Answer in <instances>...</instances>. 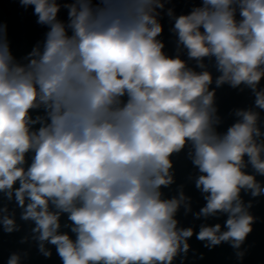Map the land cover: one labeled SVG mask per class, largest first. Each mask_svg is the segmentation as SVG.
I'll return each mask as SVG.
<instances>
[{"label": "clouds", "instance_id": "1", "mask_svg": "<svg viewBox=\"0 0 264 264\" xmlns=\"http://www.w3.org/2000/svg\"><path fill=\"white\" fill-rule=\"evenodd\" d=\"M19 3L34 6L49 30L21 62L0 21V230L21 231L8 208L14 200L20 219L35 223L19 242L35 241L46 258V243L54 245L62 264H185L193 229L174 217L182 203L190 211V198L164 199L161 187L174 183L173 155L187 150L202 173L195 186L207 194L196 217L228 215L227 230L202 225L197 239L209 250L228 243L242 262L258 217L241 190L264 195L245 171L250 164L264 176V132L252 109L236 110L241 119L218 131L203 58L220 73L216 87L244 85L264 110V0H202L178 17L168 9L177 50L199 73L157 39L166 0ZM64 213L71 225L61 232ZM27 259L10 252L6 264Z\"/></svg>", "mask_w": 264, "mask_h": 264}]
</instances>
